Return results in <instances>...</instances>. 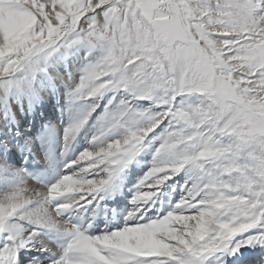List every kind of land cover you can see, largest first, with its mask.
<instances>
[{
  "label": "snow or ice",
  "instance_id": "1",
  "mask_svg": "<svg viewBox=\"0 0 264 264\" xmlns=\"http://www.w3.org/2000/svg\"><path fill=\"white\" fill-rule=\"evenodd\" d=\"M0 264H264V0H0Z\"/></svg>",
  "mask_w": 264,
  "mask_h": 264
}]
</instances>
